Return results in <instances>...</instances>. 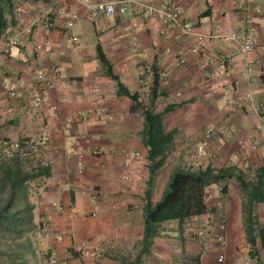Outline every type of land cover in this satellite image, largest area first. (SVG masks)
I'll list each match as a JSON object with an SVG mask.
<instances>
[{"label":"crops","instance_id":"1","mask_svg":"<svg viewBox=\"0 0 264 264\" xmlns=\"http://www.w3.org/2000/svg\"><path fill=\"white\" fill-rule=\"evenodd\" d=\"M139 1L158 3L160 0ZM46 2L23 0L24 12L20 18H32ZM174 2L184 21H199L200 30L212 37L251 30L255 50L247 56L237 55L230 43L212 39L206 42L199 56H189L184 65L177 66L175 58L188 54L192 40L184 39L174 28L168 30L166 37L160 36L158 30L164 25L145 17L138 6H131V16L91 19L81 4L62 0L55 8L54 24L49 31L37 27L23 47L8 51L0 59V125L3 126L0 128L15 138L33 137L43 131L48 135L44 158L50 163V175L46 178L55 184L50 196L55 198L53 203L60 205V210H54L52 229L53 235L64 233H61L64 240L57 245L60 255L68 248L69 239H94L96 246L105 239H143V210L147 203L154 205L160 199L172 170H166L168 166L157 171L149 183L142 103L163 114L165 130L175 131V148L197 143L209 132L208 158L197 157L194 150L190 164L201 165L197 169L234 167L235 173L245 179L246 174L254 178L264 163V130L257 117L264 115V0ZM257 9L261 12L257 13ZM61 11L79 16L67 33L63 32ZM15 25L16 20L9 28ZM72 37L77 38L75 43ZM46 39L52 45L51 60L34 51V45ZM98 50L109 63L114 79L101 65ZM218 54L229 58L230 74L206 78L207 58ZM21 56L27 61L22 62ZM255 61L258 63L253 81L248 83L242 73L247 63ZM52 62L59 69L61 81L46 102L34 111L29 110L36 91L35 71ZM145 69H150L154 78L157 76L156 87L154 82L150 86L139 82L140 73ZM95 86L98 92L92 93ZM10 87H14L17 99L8 97ZM145 97L150 98V103L145 102ZM51 107L58 109L57 118L51 116ZM76 112L88 114L90 120L74 121L65 127V120ZM128 151L141 154L131 170L141 180L137 186L121 180L123 153ZM78 155L82 156L84 165L81 176L76 172ZM158 177H163L159 184ZM234 183L238 185L235 198ZM204 194L207 211L199 217L210 218L205 236L215 239L214 205L221 202L227 219L225 254L235 256L233 246L239 243L238 239L242 243L253 239L249 264H264L259 234L264 229V202L248 197L234 178L207 186ZM92 196L96 197V203L91 202ZM62 211L65 216L60 217ZM94 211L97 215L90 216ZM253 225L257 227L255 232L251 230ZM178 227L177 222L165 223L151 239H182L183 236L186 239Z\"/></svg>","mask_w":264,"mask_h":264},{"label":"built area","instance_id":"2","mask_svg":"<svg viewBox=\"0 0 264 264\" xmlns=\"http://www.w3.org/2000/svg\"><path fill=\"white\" fill-rule=\"evenodd\" d=\"M47 2L42 5L35 16L30 19H22L20 16L24 12L22 6H16L14 8V15L16 16V25L13 28H6L0 33V59L8 51L12 49H20L23 47L32 37L35 29L37 27H42L46 31H49L54 24V12L55 8L59 5L62 0H46ZM75 2L81 4L84 7L85 13L91 19H96L100 16L112 17L119 15L122 17L131 16L132 9L131 6H138L139 12L142 13L148 19H153L164 25L163 28L158 30V33L162 37L168 35V30L171 28L179 31V34L184 39H191L192 44L188 50L187 55H178L175 58V64L177 66L184 65L188 57H197L205 49V44L207 41L212 39H220L223 42L230 43L233 46V50L237 55L247 56L255 50V40L253 37V32L251 30H246L243 33H230L227 35H222L220 37H212L203 33L200 30V22H189L182 19L181 10L177 7L174 0H160L158 3L154 2H142L139 0H109L101 2H92L91 0H74ZM257 13L261 10L257 9ZM61 15L64 19L63 32H69L75 23L79 20V16L76 14H69L65 11H61ZM71 41L75 43L77 38L72 37ZM34 51L38 54H43L46 59L51 60L52 58V45L49 39L41 43H36L34 45ZM21 61L26 62L27 59L21 56ZM258 62L247 63L245 65L242 77L248 82L253 81V71L254 67ZM208 70L205 72L206 78L213 77H227L230 74L231 64L229 58L223 54L213 55L207 58ZM35 81H36V91L32 96V100L28 105V109L34 111L38 108L42 102H46L48 96L53 92L58 83H60V73L56 64L52 62L48 67H42L35 71ZM139 82L144 86H150L154 82V77L150 69H145L140 73ZM98 88L95 86L92 88V93H97ZM9 98L17 99L19 96L16 93L14 87H10L7 91ZM10 111V109H8ZM59 111L56 107H51V116L57 118ZM262 129L264 130V115H257ZM90 117L88 114L82 112H76L72 117L65 120V127H70L74 121L77 122H88ZM48 143V135L46 132H41L36 141L30 142V148L34 152L36 157H40V150L38 148L46 146ZM209 144L210 135L209 132L204 135V137L196 144L195 151L196 155L200 158H207L209 156ZM17 148V146H16ZM96 155L97 152H94ZM124 160L122 163L124 172L121 175V180L127 185H131L135 182V176L132 170L133 162L141 158L139 152H124ZM41 165L50 166L48 161L41 160ZM76 172L81 176L84 172V165L82 156L78 155L76 157ZM91 202L96 203V197H91ZM60 207L53 203L51 207H47L41 214L36 227L31 231V236L33 239H44L49 238L52 235L53 229V213L52 209ZM216 216V234L214 240V245L218 249L215 261L216 264H227L226 254L224 250L227 248V220L225 218V212L223 205L218 202L214 207ZM97 212L94 211L91 216L95 217ZM190 222L200 224L198 227H194L192 230V236L199 248L205 245V234L208 225L210 224L209 219H201L198 217H193L189 220ZM206 228V229H203ZM53 240L55 247H52L49 252L48 262L49 264L57 263V245H60L63 241V235H54ZM80 250L83 253L86 252V244L82 243L80 245ZM250 256L248 253H239L236 263L238 264H249Z\"/></svg>","mask_w":264,"mask_h":264},{"label":"rangeland","instance_id":"3","mask_svg":"<svg viewBox=\"0 0 264 264\" xmlns=\"http://www.w3.org/2000/svg\"><path fill=\"white\" fill-rule=\"evenodd\" d=\"M20 1L22 2L23 0H10L11 13L4 14V17L7 20L8 28L12 27V20H16L14 8L18 5L21 6ZM0 5L3 6L2 3H0ZM145 102L147 104L150 103V98L145 97ZM143 108H148V106L142 103L141 109ZM21 109L24 110V108ZM167 121L169 122V119H167ZM0 127L3 128L2 125H0ZM9 135L11 136V134ZM10 136H8L7 133H4V131H2L0 128V167H8L10 165L12 166L13 162H11V157L13 154L19 153L20 167L23 169V171L29 174V179L25 183V192L27 201L32 207L31 214L33 219L32 227L28 229V231L21 237H14V235L6 234L0 235V264H49L48 258L50 249L55 247L53 243L54 235L52 234L49 238L44 239H33L31 236V231L38 224L44 208L51 207L55 200V198L50 196L52 195L51 192L54 191L53 188H55L54 182L50 181L46 177L35 176L37 167V163H35V161H40L39 159L48 161L44 158V152L47 145L38 148V151L40 150V157H36L34 155L35 153L32 152L30 148V142L36 141V139L39 137L38 134L33 137L21 135L18 136V138H15ZM197 143L189 142L186 147L175 148L173 138V148L166 154V158L164 160V164L166 163L167 166L162 165L163 168L161 167L159 170H165V168L168 166L169 167L168 169L166 168V170H173L176 167L185 169H197V167H200L201 165L192 166V164H190L193 163L194 150ZM209 149L210 147L208 148V151L210 152ZM183 151L184 153H182ZM251 172H253V175L254 171ZM134 176L135 182H133L131 186H137L141 181L138 179L135 173ZM162 178L158 177V184L163 181ZM251 178L253 179V177L249 176V174L245 175V181H250ZM153 181H156V179ZM233 187L236 190L233 195L235 198V195L238 193V185L234 183L232 188ZM221 189L223 190V188ZM208 194L209 192L206 193L207 196ZM4 196L5 194H0V198ZM217 203H215L214 206H216ZM54 210L55 209L51 210L52 213H54ZM59 214H61L60 217H63L65 216V211L59 212ZM36 219H38L37 222ZM201 219L210 220V218ZM189 220L190 219L186 220L182 224L181 228H177H180L182 235L184 234L186 239H184V236L182 239H152V245L149 248L148 253L141 252L142 239H105V242H100V244L97 246L93 243L94 239H69V246L65 251L62 252V255H60L59 251L57 252L58 257L56 264H216L215 258L217 252L213 243V239H208L205 236V245L204 247L199 248L193 239L192 230L194 227H198L200 223L197 222L194 224V222H190ZM253 223L255 224V222ZM206 228L203 227V229ZM251 230L252 232H255L257 231V227L253 225ZM61 233L63 232L60 231L58 235ZM155 234L157 235L158 232ZM247 240L248 239H245L244 243L241 242V239L237 240L239 243H236L237 241L235 242L236 244L233 247L234 251H236V254L233 257L226 254L227 264H238L236 263V260L238 254L241 252L248 253L249 255L252 253L251 249H253L254 245L253 239H251L250 242ZM82 243L86 244L85 253H83L79 248ZM91 243H93V245ZM241 249H246L247 251H241ZM57 250H59V247ZM63 255H67V258H65Z\"/></svg>","mask_w":264,"mask_h":264},{"label":"trees","instance_id":"4","mask_svg":"<svg viewBox=\"0 0 264 264\" xmlns=\"http://www.w3.org/2000/svg\"><path fill=\"white\" fill-rule=\"evenodd\" d=\"M0 33L7 28L5 13H11L10 0H0ZM6 10V11H5ZM11 24H14L12 20ZM98 59L106 74L115 78L111 73L109 63L104 54L98 50ZM158 78H154V87L157 86ZM129 97V93L124 91ZM135 100V97L130 96ZM138 106L140 104L137 103ZM141 107V106H140ZM162 113H155L152 108H143V136L147 147L148 171L152 176L162 167L166 154L173 148L175 131H166L162 122ZM33 161V160H31ZM12 166L0 167V235H14L21 237L32 227V207L27 201L25 183L29 179L20 167L19 153L11 157ZM36 177H48L50 166L41 165V161H35ZM237 169L226 167L215 169L210 166L204 169L174 168L164 186L160 199L152 205L147 203L143 210V239L142 253H148L152 245L151 238L155 236L160 226L168 222H177L181 228L182 224L193 217L206 213L207 207L204 203V191L207 186L234 178L241 189L256 202H264V163L258 169L255 177L250 181L236 174ZM251 233V232H250ZM249 233V236L251 234ZM261 236V247L264 248V229L259 230ZM251 239H248L250 242Z\"/></svg>","mask_w":264,"mask_h":264}]
</instances>
